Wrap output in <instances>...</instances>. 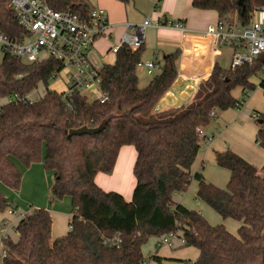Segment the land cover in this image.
<instances>
[{"label":"trees","instance_id":"1","mask_svg":"<svg viewBox=\"0 0 264 264\" xmlns=\"http://www.w3.org/2000/svg\"><path fill=\"white\" fill-rule=\"evenodd\" d=\"M10 1L0 0V33L21 43L28 33L9 8ZM44 1L57 12L71 11L81 18H87L91 9L85 0ZM192 6L216 12L219 20L235 18L249 26L255 12L264 10V0H245L244 11L238 0H193ZM143 52V46L133 51L123 44L115 62L104 65L100 87L109 97L104 103L79 93L63 99L52 91L50 81L62 70L53 59L28 65L6 54L0 62V101L13 95L25 98L40 84L45 89L36 101L0 106V184L18 191L23 174L17 163L26 169L43 163L53 175L51 200H72L67 235L53 240L50 211L33 208L15 229L18 240L3 238V264H146L142 247L151 238L171 233L184 239L182 247L200 252L196 261L176 264H263L264 173L231 150L216 154L217 165L231 174L227 188H218L191 170L208 139L199 130L208 128L219 113L243 107L244 101L239 105L232 91L255 89L250 79L264 72V54L236 70L216 63L189 104L157 112L178 78L181 53L166 55L160 72L142 88L137 65ZM260 88L264 90V79ZM259 120L257 142L264 149V113ZM103 123L104 130L94 136L69 134ZM124 146L137 152L136 186L129 202L119 193L102 190L95 181L99 173L114 172ZM193 180L199 182L198 200L224 220L241 223L236 235L174 201V195L186 193ZM9 204L12 201L0 190V214ZM115 235L121 240L118 246L104 242Z\"/></svg>","mask_w":264,"mask_h":264},{"label":"crops","instance_id":"2","mask_svg":"<svg viewBox=\"0 0 264 264\" xmlns=\"http://www.w3.org/2000/svg\"><path fill=\"white\" fill-rule=\"evenodd\" d=\"M91 8L97 7L105 10L108 16L109 31L106 37L98 39L92 52V61L96 64H113L116 56L110 50L122 45L126 34L132 33L128 26L142 25L149 20L159 27H150L145 31L144 52L141 57L143 62H155L160 67L156 70L158 74L163 65L166 55L180 51L179 75L171 89L165 94L156 111L164 112L180 108L189 104L197 90L200 82L207 80L216 61V53H212L209 42L197 40L194 35L206 31L210 26L219 21V16L214 11H201L193 8V0H130L124 4L117 0H85ZM159 3V7L156 6ZM261 21L259 13L254 15L253 21ZM168 22H183L189 30L184 35L182 32L166 26ZM143 75H148L145 70H141ZM138 74V69H137ZM263 75V77H262ZM139 78V77H138ZM264 79V72L254 76L250 82L255 86L253 91H249L248 99L244 98L245 92L238 89L235 95L238 100H243L241 109H229L219 113L218 117L205 129L208 137L206 142L198 152L196 160L192 166V175L201 172L206 182L225 189L230 180V172L217 165L216 154L231 150L248 163L254 165L259 173H264V149L257 142L259 131L258 123L252 121V114H263L264 109H258L257 98L264 101V90L260 88V82ZM152 80V79H151ZM150 80V81H151ZM149 79L139 80L142 88L148 86ZM147 84V85H146ZM137 159V152L133 146H124L120 149L114 172L111 175L99 173L96 176V184L106 192H116L124 197L126 201H131L136 186V179L133 174L134 165ZM23 174L22 187L25 189L26 183L35 184L48 181L51 188L53 175L47 172L43 163L32 165L26 169L17 163ZM44 182V183H45ZM199 182L193 180L186 193L174 195V201L183 205L189 210L200 212L212 226L224 225L226 229L236 235L241 223L233 226L232 222L224 220L220 215L216 216L211 211V207L197 199ZM0 190L6 195L11 190L0 184ZM66 198V197H65ZM71 199V198H70ZM18 209L17 215L2 216L0 219V235L3 240L5 235L13 241L18 240L15 229L19 221L28 215L29 212L19 210L18 205L11 200ZM72 205V200H71ZM43 205L38 208L45 209ZM67 202L53 205L50 213L53 217L52 239L67 235L68 229L60 225L54 218L63 216L72 217V211L68 209ZM68 209V211L66 210ZM48 210V209H47ZM49 211V210H48ZM13 219V220H12ZM14 220H16L14 222ZM237 226V227H236ZM70 229V225H69ZM13 232L15 234H13ZM177 247L170 248L161 244V238H151L142 247L146 264H176L177 261H196L200 252L196 248L182 247L176 241ZM4 246L2 247L1 258L3 261ZM154 257L159 258L156 260Z\"/></svg>","mask_w":264,"mask_h":264},{"label":"built area","instance_id":"3","mask_svg":"<svg viewBox=\"0 0 264 264\" xmlns=\"http://www.w3.org/2000/svg\"><path fill=\"white\" fill-rule=\"evenodd\" d=\"M9 8L14 12L19 24L27 31L28 36L21 43H17L0 33V62L6 54L20 58L28 65L53 59L61 64V72L65 71L66 76L62 87L58 89L52 87V83L61 72L53 76L50 81L52 91L61 94L63 99L69 98L71 94L79 93L91 99L90 101L104 103L109 100L108 95L100 87V72L105 64H96L91 58L96 41L108 35L109 23L105 10L93 7L87 18H81L71 11L57 12L44 0H11ZM257 13L261 15V21L252 20L249 26L238 24L235 18H227L219 20L206 31L195 34L194 37L197 40L209 42L213 54L217 52L218 47H231V70H236L243 65H252L260 55L264 54V10L255 12ZM159 26L161 24H155L149 20L142 25L128 26L132 33L124 36L122 45H127L133 51L138 50L144 44L146 29ZM166 26L184 35L189 33L183 22H168ZM121 46L111 49L110 52L116 56ZM137 69L145 70L148 75H153L160 67L155 62L141 61ZM32 94L25 98L13 95L3 99L4 104L23 102L25 99L31 102L36 101L31 100ZM239 105H243V100H239ZM252 119L258 120L259 114H252ZM199 134L204 137L205 130H199ZM6 211L13 216L18 213L13 203L9 204ZM160 238L163 246L177 247L176 241L181 246L184 245V239L178 233H171ZM104 242L110 246H118L121 240L115 235L105 239Z\"/></svg>","mask_w":264,"mask_h":264},{"label":"rangeland","instance_id":"4","mask_svg":"<svg viewBox=\"0 0 264 264\" xmlns=\"http://www.w3.org/2000/svg\"><path fill=\"white\" fill-rule=\"evenodd\" d=\"M216 56H217L216 57L217 64L220 65L222 68L229 69L231 67V59H232L231 47H229V46L218 47ZM140 73H142V72L140 69H138V77H139L140 81H142L143 79H149V81H150L155 75H157V74H155L156 72L153 75H143ZM65 76H66V72L62 71L59 74L58 78L52 83V87H55L56 89L62 87L63 80H64ZM262 77H263V75H262ZM139 85H140V87H142L143 84L141 85V82H140ZM238 89H240V88H236L234 90L235 95L237 94ZM44 92H45L44 86L42 84H40L37 92H35L31 95L32 96L31 100L40 99L43 96ZM248 94H247V92H245V94L243 95L246 100L248 99ZM256 102H259L257 108L263 110L264 109V101L262 100V97L259 99L257 98ZM3 104H4V100H1L0 106ZM252 121H254V123L256 122L253 119H252ZM44 182L35 184L32 181L29 183L27 181L25 189H23V187L21 186L20 190H18V191L11 190L10 192H8L6 194V197H8L10 200L13 199V202L16 205H18L19 210H21L23 212H29L30 209L32 210L33 208H38V205H43V204H44L43 207H46L45 209L52 211L53 205H55L57 203L63 204V202H67L66 207L68 209H70L69 212H71L72 211L71 199L69 197H66L62 200H54V201L51 200L50 188L47 185L48 181H47V183L46 182L44 183ZM68 209H66V210L68 211ZM211 210H212L211 212L213 214H216V216H218V214L212 208H211ZM6 213H7V211L0 214V219L3 215L6 216L7 215ZM68 217H66V216L65 217H63V216H59V217L57 216L56 217V215L54 214V218L56 219V221L59 220L57 226L61 224V226L66 227V229H68V231H69L70 220ZM15 221L16 220H14V222ZM228 221L232 222L233 226L237 225V223H238L236 220H233V219H229ZM13 234H15V233L13 232ZM3 246H4L3 240H2L1 235H0V264H3V261L1 258V252H2Z\"/></svg>","mask_w":264,"mask_h":264},{"label":"water","instance_id":"5","mask_svg":"<svg viewBox=\"0 0 264 264\" xmlns=\"http://www.w3.org/2000/svg\"><path fill=\"white\" fill-rule=\"evenodd\" d=\"M238 5L241 7L242 11L245 9V0H238ZM258 124H262V121L259 120ZM106 123H103L101 126L98 128H88V127H82L77 130H71L69 132L70 136H81V135H90L94 136L97 134H100L104 128H105ZM263 264H264V259H263Z\"/></svg>","mask_w":264,"mask_h":264}]
</instances>
